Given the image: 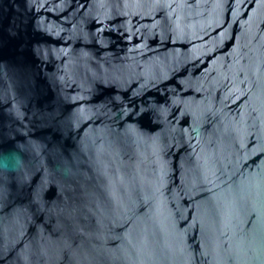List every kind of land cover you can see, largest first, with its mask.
Masks as SVG:
<instances>
[{
    "label": "water",
    "instance_id": "water-1",
    "mask_svg": "<svg viewBox=\"0 0 264 264\" xmlns=\"http://www.w3.org/2000/svg\"><path fill=\"white\" fill-rule=\"evenodd\" d=\"M0 264H264V0H0Z\"/></svg>",
    "mask_w": 264,
    "mask_h": 264
}]
</instances>
